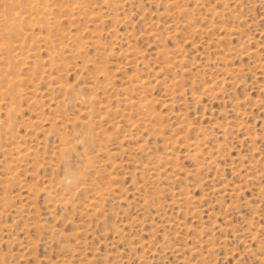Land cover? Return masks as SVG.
<instances>
[{
  "label": "rangeland",
  "instance_id": "1",
  "mask_svg": "<svg viewBox=\"0 0 264 264\" xmlns=\"http://www.w3.org/2000/svg\"><path fill=\"white\" fill-rule=\"evenodd\" d=\"M0 93V264H264V0H0Z\"/></svg>",
  "mask_w": 264,
  "mask_h": 264
},
{
  "label": "bare ground",
  "instance_id": "2",
  "mask_svg": "<svg viewBox=\"0 0 264 264\" xmlns=\"http://www.w3.org/2000/svg\"><path fill=\"white\" fill-rule=\"evenodd\" d=\"M79 1H82V0H79ZM81 3H82V2H81ZM108 3H109V2H108ZM75 4H76V3H75ZM75 6H76V5H75ZM79 7H80V6H79ZM76 9H77V8H76ZM6 50H7V49H6ZM80 53H81V52H80ZM161 53H162V52H161ZM79 55H83V53H82V54H79ZM161 55H162V54H161ZM165 60H166V59H165ZM33 64H34V63H33ZM8 65H9V64H8ZM4 69H6V68H4ZM29 69H30V68H29ZM3 72H6V71H3ZM7 74H8V73H7ZM5 78H8V76L5 77ZM9 78H11V77H9ZM4 80H5V79H4ZM8 81H9V80H8ZM17 81H18V80H17ZM10 82H12V81H10ZM20 82H21V81H20ZM6 83H7V82H6ZM13 85H14V84H13ZM139 86H140V85H139ZM8 87H9V86H8ZM137 87H138V86H137ZM5 89H6V88H5ZM6 90H7V89H6ZM8 90H9V89H8ZM2 91H3V90H2ZM4 91H5V90H4ZM4 93H5V92H4ZM4 93H3V94H4ZM0 95H2V94L0 93ZM2 97H3V96H2ZM15 98H16V97H15ZM15 98H14V99H15ZM3 99H4V98H3ZM85 101H86V100H85ZM11 102H12V101H11ZM80 103H81V102H80ZM8 105H9V104H8ZM8 109H10V108H8ZM13 110H17V108H15V109L13 108ZM13 110H12V111H13ZM6 113H8V112H6ZM12 113H13V112H12ZM6 116H7V115H6ZM7 122H8V121H7ZM5 128H6V127H5ZM59 147H61V146H59ZM17 148H18V147H17ZM17 148H16V149H17ZM60 149H61V148H60ZM18 150H19V149H18ZM9 151H10V150H9ZM13 151H14V150H13ZM22 152H23V151H22ZM17 153H18V152H17ZM26 153H27V152H26ZM21 154H22V153H21ZM16 155H17V154H16ZM21 156H22V155H21ZM14 179H15V178H14ZM1 212H2V211H1ZM60 264H62V263H60Z\"/></svg>",
  "mask_w": 264,
  "mask_h": 264
}]
</instances>
